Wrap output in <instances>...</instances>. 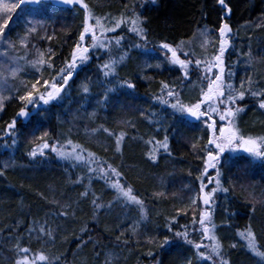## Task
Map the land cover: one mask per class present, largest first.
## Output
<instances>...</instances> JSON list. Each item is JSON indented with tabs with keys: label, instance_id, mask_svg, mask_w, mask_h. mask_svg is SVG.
<instances>
[{
	"label": "snow or ice",
	"instance_id": "1",
	"mask_svg": "<svg viewBox=\"0 0 264 264\" xmlns=\"http://www.w3.org/2000/svg\"><path fill=\"white\" fill-rule=\"evenodd\" d=\"M54 2L75 23L61 29L65 35L58 48L51 44L55 31L27 19L47 0H0V113L15 104L8 120L0 117V141L15 149L21 136L31 137L24 150L27 162L0 161V178L19 172L24 189L30 179L24 170L54 156L65 162L67 183L80 190L73 198L37 189L32 204H21L25 219L8 227L6 236L0 228L7 264H69L63 250L69 235L77 249L91 246L93 255L81 264H127L125 252H136L137 264H235L237 249L250 264H264V219L256 215L264 212V199L251 193L239 204L232 199L238 186L247 191V173L257 164L264 167V50L238 45L242 29L264 31V17L234 26L231 0H211V6H202L195 28L176 42L151 27L148 10H155L159 0H121L116 12L108 10L106 0ZM212 14L216 19L209 26ZM74 85L80 100L73 119L89 121L83 127L103 137L104 155L76 142L72 127L67 134H36L34 114L47 119L48 109ZM141 87L148 107L119 100ZM90 101L95 107L89 112L85 104L91 106ZM109 107L118 117L97 124L99 113ZM249 114L259 118L254 123L260 133L242 127ZM178 125L198 135L178 132ZM174 142L183 154L174 151ZM126 145L140 150L138 163L125 164ZM186 158L188 179L169 191L158 172L161 161L175 165ZM131 170L137 172L135 180L128 176ZM146 172L153 183L141 189ZM96 183L99 191L93 190ZM165 202L171 207H162ZM84 205L90 206V220L77 231L73 225ZM241 213L247 221L242 225L237 223ZM91 225L101 233L94 236ZM105 234L114 237L109 245Z\"/></svg>",
	"mask_w": 264,
	"mask_h": 264
},
{
	"label": "trees",
	"instance_id": "2",
	"mask_svg": "<svg viewBox=\"0 0 264 264\" xmlns=\"http://www.w3.org/2000/svg\"><path fill=\"white\" fill-rule=\"evenodd\" d=\"M205 3L211 6V0H159L158 7L154 6L155 10L152 8L148 10V15L152 18L151 27L159 36L167 37L170 41L175 40L176 42H179L180 39L185 38L186 35L190 34V32L195 28L196 25L194 22L200 19L199 13ZM231 4L234 9L231 17L234 26L244 25L248 21H256L264 17V0H231ZM40 7L42 10L35 14L37 18H33V21H40L44 23L47 26L49 33L55 31L56 39H54L51 44L54 48H58L60 46V41L65 35L61 29L66 26H75L73 16L69 12H61L59 11L60 9H55L51 5H42ZM106 7H108V10L116 12L121 7V0H106ZM27 19H31L30 16L27 17ZM208 19L209 26H211L212 22L216 19L215 14L209 16ZM22 26L23 22L21 21V27ZM240 36L242 39L238 40V45H243L245 50L247 49L249 43L251 44L253 52H260L261 50H264V31L259 29L245 31L242 29ZM249 36L251 37L250 41L248 40ZM41 43L44 44L45 47L48 45L47 41H41ZM148 55L156 54L149 53ZM232 59H235V57L233 56ZM152 62L154 63L155 61ZM133 67L134 65L129 64L128 70L131 71ZM261 70L264 71V69ZM165 76H168L169 79L172 78L168 73H165ZM157 79H160V77H157ZM153 88H155V85H153ZM79 100L80 97L77 95L76 86L74 85L69 96H67L63 101L57 102L54 107L48 109L47 119H40L34 114L33 120L36 134L39 135L41 131H49L54 135H59L60 133L67 134L69 127H72L73 131L71 136L76 142L94 149L97 152V155H104L100 147V144L103 142V137L100 135L93 137L90 131L83 127V125L90 123L89 121L84 119H73V113H75L76 109L79 107V104L77 103ZM119 100L123 103H127L130 100L133 105L141 108L148 107L150 104V101L145 94V87H141L139 92L133 97H128L127 100H125L124 97H120ZM90 105L91 106H89V104H85V107L88 108L89 112L95 107L94 101H90ZM14 109L15 104L9 103L6 111L4 113H0V117H2L3 120H8ZM118 115V112L112 111L111 107H109V109L99 113V120L97 121V124L105 120L111 122L117 118ZM245 119L248 123H242V127H244L247 131L255 133L261 132L259 123H254V121L259 119L258 117H253L252 114H249V116ZM140 130L142 132L146 131L143 127ZM21 131H24L23 127ZM177 131L182 132L187 136L198 135L197 132L189 131L179 125L177 126ZM30 138V136H27V138H25V136H21L20 143L15 149L5 147V142L0 141V161L8 159L9 157H14L18 163L27 162V157L24 156V150L27 139ZM8 143H11L10 140ZM173 147L174 151H176L178 155L183 154L184 150L179 144L174 142ZM228 155L233 154L230 153ZM124 159L126 165L138 163L140 160V150L134 146L126 145ZM193 163H195V161H193ZM187 167V158L183 162L178 159L175 165L168 163L167 161H161L158 172L163 177L164 184L168 187L169 191L178 190L181 186V180L188 179L185 175ZM233 171L235 172L236 168H233ZM168 172H173L174 175L169 176L167 174ZM24 174L30 178L27 182H25L26 187L24 189L19 187V172L16 174L9 173L7 179L0 178V228H5V232L3 233L4 236L7 235V228L15 224L17 219H25V217L21 215L20 206L22 203L25 206L33 203L35 190L42 189L49 192L50 195L53 192L57 195L66 193L68 196L73 198L76 197L77 191L80 190L72 189V187L67 183L66 178L68 173L65 171V162L56 159L54 156L50 159L42 161L35 167L25 169ZM136 175L137 172L135 170L128 172V176L132 180H135ZM146 175H148L149 178L138 183V187L141 189H150L153 183L151 174L146 172ZM243 182L247 187V191L241 192L238 186L237 191L232 197L235 203L239 204L243 197L250 193L254 194L257 199H264V167L257 164L247 173V177ZM100 183H96L93 190L99 191ZM28 184L32 185V190H29L27 187ZM42 203L43 202H39V204ZM83 207L85 212L79 213L77 224L73 225L77 231L80 224L86 220H90V218L86 215L90 206L84 205ZM162 207L170 208L171 204L165 202V205ZM35 210L36 208L34 207L33 211ZM24 211H27L26 207ZM256 215L257 220L264 219V212L258 211ZM108 219H111V217H108ZM217 222H219V220ZM246 222L244 214L241 213V218L237 221V223L242 225ZM89 230L95 236L99 235L102 229L97 228L95 225H91ZM113 240L114 237L111 235H104L103 242L105 245L111 244ZM0 247H2V250H0V264H7L6 256L8 245L5 244ZM63 250L67 252L69 264H81V261L87 260L89 256L93 255L91 246L83 249L82 251L77 249V242L71 237V235H69L68 242L64 244ZM78 252L79 255H77ZM122 255L129 257L127 264H137L136 252H125ZM140 259L143 260L145 258L140 257ZM232 259L235 261V264H250V259L247 254L239 249L233 251Z\"/></svg>",
	"mask_w": 264,
	"mask_h": 264
},
{
	"label": "water",
	"instance_id": "3",
	"mask_svg": "<svg viewBox=\"0 0 264 264\" xmlns=\"http://www.w3.org/2000/svg\"><path fill=\"white\" fill-rule=\"evenodd\" d=\"M47 3H51L52 5H54V6H56V7H61V8H63L62 5L56 4V3L54 2V0H47ZM33 7H35V6H33Z\"/></svg>",
	"mask_w": 264,
	"mask_h": 264
},
{
	"label": "rangeland",
	"instance_id": "4",
	"mask_svg": "<svg viewBox=\"0 0 264 264\" xmlns=\"http://www.w3.org/2000/svg\"><path fill=\"white\" fill-rule=\"evenodd\" d=\"M19 12V11H18ZM30 18L33 20V18H37V16L34 14L32 16H30ZM23 22V21H22Z\"/></svg>",
	"mask_w": 264,
	"mask_h": 264
}]
</instances>
